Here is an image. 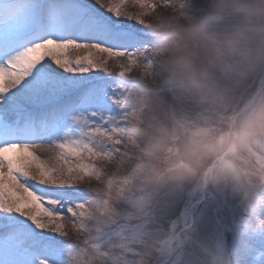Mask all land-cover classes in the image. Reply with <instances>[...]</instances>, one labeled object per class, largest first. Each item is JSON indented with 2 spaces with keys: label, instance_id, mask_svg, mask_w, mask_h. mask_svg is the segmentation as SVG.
Masks as SVG:
<instances>
[{
  "label": "clouds",
  "instance_id": "obj_1",
  "mask_svg": "<svg viewBox=\"0 0 264 264\" xmlns=\"http://www.w3.org/2000/svg\"><path fill=\"white\" fill-rule=\"evenodd\" d=\"M203 4L127 0L151 45L118 61L120 115L90 133L65 177L84 191L62 221L65 264H167L193 243L195 264H229L221 246L192 242L183 221L145 230L162 195L237 200L244 251L264 238V0ZM113 225L118 240L105 248Z\"/></svg>",
  "mask_w": 264,
  "mask_h": 264
},
{
  "label": "snow or ice",
  "instance_id": "obj_2",
  "mask_svg": "<svg viewBox=\"0 0 264 264\" xmlns=\"http://www.w3.org/2000/svg\"><path fill=\"white\" fill-rule=\"evenodd\" d=\"M126 3L0 0V264H65L62 221L84 200L65 177L90 133L120 115L118 61L151 45L137 19L123 26L133 18ZM29 180L47 187L38 193Z\"/></svg>",
  "mask_w": 264,
  "mask_h": 264
},
{
  "label": "rangeland",
  "instance_id": "obj_3",
  "mask_svg": "<svg viewBox=\"0 0 264 264\" xmlns=\"http://www.w3.org/2000/svg\"><path fill=\"white\" fill-rule=\"evenodd\" d=\"M111 0H102V3L108 4ZM193 7L201 8L205 5L203 0H192ZM99 8V6H96ZM127 11L133 18L129 19L121 17L120 20L125 27L136 26L137 22L134 18L136 8L125 6ZM101 11H105L101 9ZM111 15V14H107ZM103 57V54H99ZM117 60L108 59L106 67L109 72L115 76L119 70ZM53 67H56L53 65ZM57 71H62L57 69ZM70 75V74H66ZM89 77H104L105 73L90 72L85 74ZM113 111H118L117 106H113ZM42 159H47L48 153H38ZM35 171V170H33ZM39 193L47 186L38 185L36 181L29 180ZM258 195H264V192H258ZM47 206V205H46ZM122 210H127V206L121 205ZM264 215V211L261 213ZM248 213L238 206V201L227 197L214 195L198 199L194 196L181 195H162L154 207L152 221L145 226L148 232L164 231L167 232L174 223L184 222L186 231L192 242H199L205 245H219L228 256L229 264H264V256L259 260L254 259V252H245L243 242L245 237L238 230V222L245 218ZM66 230V229H65ZM117 226L113 225L109 228L101 239L105 242L103 247L107 248L110 244H115L118 238L114 235ZM55 235V234H52ZM249 247L256 251L264 252V238H254L248 241ZM66 247V243H65ZM136 250H139L140 245H133ZM199 249L193 243L192 247L184 246L182 249H177L168 257L167 264H195V258ZM133 255L132 253L128 254ZM3 257V250L0 249V258Z\"/></svg>",
  "mask_w": 264,
  "mask_h": 264
},
{
  "label": "bare ground",
  "instance_id": "obj_4",
  "mask_svg": "<svg viewBox=\"0 0 264 264\" xmlns=\"http://www.w3.org/2000/svg\"><path fill=\"white\" fill-rule=\"evenodd\" d=\"M37 231H39V230H37Z\"/></svg>",
  "mask_w": 264,
  "mask_h": 264
}]
</instances>
